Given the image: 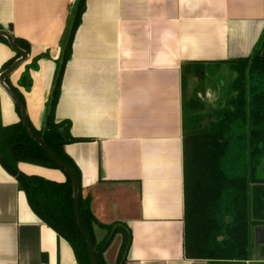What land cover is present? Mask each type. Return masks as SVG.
I'll use <instances>...</instances> for the list:
<instances>
[{"label": "crops", "instance_id": "obj_1", "mask_svg": "<svg viewBox=\"0 0 264 264\" xmlns=\"http://www.w3.org/2000/svg\"><path fill=\"white\" fill-rule=\"evenodd\" d=\"M75 1L0 0V27L29 46L28 60L8 83L22 94L37 131ZM84 5L54 118L69 121L70 135L82 140L63 149L96 221L95 243L108 234L103 226L123 224L131 234L123 264H207L184 256L183 138L184 109L194 101L190 79L199 68H226L252 56L264 30V0H85ZM41 55L48 57L28 70L27 91L18 80ZM13 57L0 39V74ZM197 102L210 110L223 107ZM19 122L0 88L1 126ZM16 167L50 181L65 179L55 168L25 162ZM122 240V232L114 234L102 254L105 264L120 263ZM0 264H78L72 248L32 212L19 183L1 165Z\"/></svg>", "mask_w": 264, "mask_h": 264}, {"label": "trees", "instance_id": "obj_2", "mask_svg": "<svg viewBox=\"0 0 264 264\" xmlns=\"http://www.w3.org/2000/svg\"><path fill=\"white\" fill-rule=\"evenodd\" d=\"M85 0H76L62 40L61 72L54 79L44 116L46 124L43 139L49 150L65 165L71 168L79 184V213L83 228L94 244L98 264H105L103 251L114 234L122 232L123 240L117 260L129 249L130 230L120 224L110 237L116 224L103 226L106 238L96 244L92 224L95 219L90 213L88 200L80 197L79 173L64 152L68 143L82 140L69 133V121L56 122L54 109L60 93V82L66 61L71 56V44L75 30L85 9ZM73 25V27H72ZM2 27H0V30ZM13 37V36H12ZM4 42L9 46L4 38ZM16 45L28 54L29 46L13 37ZM5 63L1 71L10 67L20 55L15 54ZM41 55L27 66L18 80V86L30 91L31 79L28 70L37 67V61L47 58ZM238 69L235 79V93L229 105L211 109L214 119L201 126L199 117L191 114L186 121L183 138V194H184V256L194 261H208L209 264H245L251 259L252 227L264 229V180H259L257 171L264 161V30L255 46L252 56L232 63ZM57 74V73H56ZM5 83L17 99H24L17 88ZM53 84V85H54ZM50 97V98H51ZM25 105V103H24ZM195 100L185 106L195 109ZM20 119V110L16 107ZM192 113V112H191ZM28 119V118H27ZM34 134L41 135L28 119ZM25 162L50 169H59L51 162L47 153L26 134L22 121L2 127L0 124V165L11 174L27 198L34 214L51 230L57 233L71 248L78 264H91L89 249L76 224L72 181L64 173V181H50L41 176H30L18 170L16 165ZM101 227V226H100Z\"/></svg>", "mask_w": 264, "mask_h": 264}, {"label": "water", "instance_id": "obj_3", "mask_svg": "<svg viewBox=\"0 0 264 264\" xmlns=\"http://www.w3.org/2000/svg\"><path fill=\"white\" fill-rule=\"evenodd\" d=\"M72 27H73V25H72ZM1 37L7 40L10 49L15 54L20 55V57L10 67L3 70L2 73L0 74V88L2 91H4L7 94V96L10 98L11 102L14 103V105L16 107L19 108L20 119H21L22 124L24 126V129L26 131V134L29 135V137L35 143L37 142L38 145L42 148V150H44L47 153V155H48V157L52 163H54L56 166H58L64 173H66L68 175V177H70V180L72 181V186H73L72 197L74 200V213L76 216V224H77L78 229L80 230L81 235L85 239L86 245H88L89 258L91 260V264H98V261L96 260V257H95L94 244H92L91 238L89 237L86 230L83 228V225L81 222L80 213H79V184H78V181L76 180V177H75L73 171L71 170L70 167H68L63 162H61L56 157V155L53 153V151L48 149V147H47V145L43 139L46 121H44L41 135L34 134L33 131L30 129L29 124H28L26 106L19 99H17V97L15 96L13 91L10 89V87H8L5 83V80L7 78H9L11 75H13L16 72V70L18 69V67L21 66L22 64H24L28 60V55L25 51H23L22 49H20L16 45V43H15L12 35L10 34V31L7 29L6 25H3L2 29L0 30V38ZM62 62H63V58L61 59L56 78H58V76L60 75ZM53 86H54L53 87V89H54L55 84ZM51 100H52V97L49 100L50 104L52 103ZM50 112H51V106H49V108H48L47 116L50 114ZM257 176H258L259 180H264V161H262V164L260 165V168L257 171ZM118 226H120V224L113 227L114 229L111 231L109 238H111L113 236V234H114L115 230L118 228ZM261 231L262 230H256L255 231V242H256L257 251L260 253V256L262 258H264V239L263 240H257V238H256L257 234H259V232H261ZM126 253L127 252H125L123 254L119 264L124 263ZM248 264H253L252 257L250 260H248ZM258 264H264V262H261Z\"/></svg>", "mask_w": 264, "mask_h": 264}, {"label": "rangeland", "instance_id": "obj_4", "mask_svg": "<svg viewBox=\"0 0 264 264\" xmlns=\"http://www.w3.org/2000/svg\"><path fill=\"white\" fill-rule=\"evenodd\" d=\"M194 74L195 75L192 74L194 77L192 76L190 79L192 82L190 94L188 91L190 97L193 96L192 98H194V101L201 98L202 101L208 104L210 103V105L212 104L218 107L222 105L227 107L229 105L228 103H230L232 98L236 95L234 85L235 79L238 77L239 73L235 66L231 65L226 68L212 67L210 69L199 68ZM188 86L187 83V88ZM220 99L224 101V105L223 101ZM190 110L192 113L188 111V109L186 110V121L192 118L191 114L194 116L197 115L199 117L198 122H200L203 127L211 123L214 119L213 111L209 108L198 105L195 109ZM251 256L254 261H262L264 259L257 251L256 242L254 240Z\"/></svg>", "mask_w": 264, "mask_h": 264}, {"label": "flooded vegetation", "instance_id": "obj_5", "mask_svg": "<svg viewBox=\"0 0 264 264\" xmlns=\"http://www.w3.org/2000/svg\"><path fill=\"white\" fill-rule=\"evenodd\" d=\"M256 238H257V240H263L264 239V230L263 229L261 232H259V234H257Z\"/></svg>", "mask_w": 264, "mask_h": 264}, {"label": "built area", "instance_id": "obj_6", "mask_svg": "<svg viewBox=\"0 0 264 264\" xmlns=\"http://www.w3.org/2000/svg\"><path fill=\"white\" fill-rule=\"evenodd\" d=\"M248 262V261H247Z\"/></svg>", "mask_w": 264, "mask_h": 264}]
</instances>
